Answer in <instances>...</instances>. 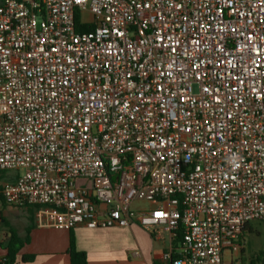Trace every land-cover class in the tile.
I'll use <instances>...</instances> for the list:
<instances>
[{
	"label": "built area",
	"instance_id": "1",
	"mask_svg": "<svg viewBox=\"0 0 264 264\" xmlns=\"http://www.w3.org/2000/svg\"><path fill=\"white\" fill-rule=\"evenodd\" d=\"M0 172V209L238 264L264 225V0H3Z\"/></svg>",
	"mask_w": 264,
	"mask_h": 264
},
{
	"label": "crops",
	"instance_id": "2",
	"mask_svg": "<svg viewBox=\"0 0 264 264\" xmlns=\"http://www.w3.org/2000/svg\"><path fill=\"white\" fill-rule=\"evenodd\" d=\"M7 175L8 179L0 181V188L17 178L15 172ZM38 211L32 206H2L0 233L4 241L0 243V263L8 254L6 245L11 231L23 242L16 264H71L72 233L77 249L87 254L88 264H168L164 255L172 252L178 256L181 248L174 244L175 236L165 227L152 231L138 224L96 230L85 227L57 229L40 224Z\"/></svg>",
	"mask_w": 264,
	"mask_h": 264
},
{
	"label": "trees",
	"instance_id": "3",
	"mask_svg": "<svg viewBox=\"0 0 264 264\" xmlns=\"http://www.w3.org/2000/svg\"><path fill=\"white\" fill-rule=\"evenodd\" d=\"M2 1L3 0H0V3ZM92 29H93V26H85V27L79 28L80 31H91ZM7 176L8 175L6 172H0V181L3 179H8ZM35 208L39 209L40 207H35ZM247 232L249 234H253L252 226H249L246 229L245 234ZM11 233H12V236L10 237L6 245L8 254L6 258L0 264H16L17 254L23 245V242L21 241V239L18 238V236L13 231H11ZM182 240H183V231L180 230L175 235L174 244L176 246L181 245ZM69 255H70L71 264H88L87 254L77 249L76 240H75V236L73 233L71 234ZM174 257L177 258V255L176 256L174 255ZM259 263L264 264V251H261L257 257L252 258L249 264H259Z\"/></svg>",
	"mask_w": 264,
	"mask_h": 264
},
{
	"label": "rangeland",
	"instance_id": "4",
	"mask_svg": "<svg viewBox=\"0 0 264 264\" xmlns=\"http://www.w3.org/2000/svg\"><path fill=\"white\" fill-rule=\"evenodd\" d=\"M83 19L92 21V16L89 13H86L85 15H83ZM195 91H197L196 87ZM132 207L133 209L142 207L147 208L149 207V205L143 202H135ZM251 226L253 229V234H249L248 232L245 234L246 242L243 250L240 252V255L238 257V264H249L252 258L257 257L261 251H264V225L258 222H253ZM149 230L152 231L153 229ZM226 256L227 260H229L228 254Z\"/></svg>",
	"mask_w": 264,
	"mask_h": 264
},
{
	"label": "water",
	"instance_id": "5",
	"mask_svg": "<svg viewBox=\"0 0 264 264\" xmlns=\"http://www.w3.org/2000/svg\"><path fill=\"white\" fill-rule=\"evenodd\" d=\"M152 208L155 209V206H153Z\"/></svg>",
	"mask_w": 264,
	"mask_h": 264
}]
</instances>
